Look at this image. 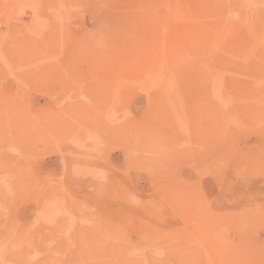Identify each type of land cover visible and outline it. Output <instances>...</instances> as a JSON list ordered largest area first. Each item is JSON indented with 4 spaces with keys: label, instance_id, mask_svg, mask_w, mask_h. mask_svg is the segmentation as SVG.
<instances>
[{
    "label": "rangeland",
    "instance_id": "374dc122",
    "mask_svg": "<svg viewBox=\"0 0 264 264\" xmlns=\"http://www.w3.org/2000/svg\"><path fill=\"white\" fill-rule=\"evenodd\" d=\"M0 264H264V0H0Z\"/></svg>",
    "mask_w": 264,
    "mask_h": 264
},
{
    "label": "bare ground",
    "instance_id": "6f19581e",
    "mask_svg": "<svg viewBox=\"0 0 264 264\" xmlns=\"http://www.w3.org/2000/svg\"><path fill=\"white\" fill-rule=\"evenodd\" d=\"M125 51V50H124ZM81 106V105H80ZM88 108V107H87ZM83 114V113H82Z\"/></svg>",
    "mask_w": 264,
    "mask_h": 264
}]
</instances>
